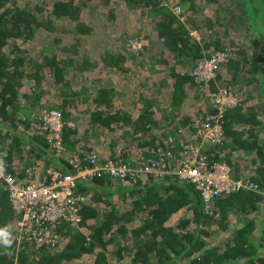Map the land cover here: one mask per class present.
Instances as JSON below:
<instances>
[{
	"label": "trees",
	"instance_id": "1",
	"mask_svg": "<svg viewBox=\"0 0 264 264\" xmlns=\"http://www.w3.org/2000/svg\"><path fill=\"white\" fill-rule=\"evenodd\" d=\"M118 1L151 18L156 39L135 52L124 50V39L115 49L84 48L86 41L96 40V30L106 33L108 22L115 20L111 11L99 12L98 4ZM166 2L0 0V161L19 183L41 180L50 168L73 172L72 156L83 168L90 154L137 168L148 158L157 159L158 147L178 152L200 143L198 130L217 114L208 93L220 82L238 102L224 107L223 140L205 146L204 153L208 161H224L238 175L242 165L231 162L234 157L222 149L241 150L250 158L247 171L251 167L242 177L255 183L258 192L240 190L204 205L191 184L172 174H145L129 187L108 176L94 177L78 182L77 192L86 197L79 226L61 228L53 248L17 244L15 216L0 183V230L12 237L10 246L0 244V264H264V228L255 233L264 222V40L254 38L250 24L264 12L262 0H179L189 12L185 22L199 28L200 40ZM202 3L214 16L203 14ZM242 18L247 45L234 35ZM57 32L63 37L49 39V33ZM35 42L44 44L33 47ZM221 49L229 51L221 66L227 73L217 74L207 89L199 86L193 68ZM78 75L99 76L104 84L90 93L84 86L74 89L72 79ZM253 87L256 98L248 95ZM44 109L61 115L60 155L49 147L46 134L34 129ZM169 136L171 144L166 143ZM240 215L248 220L232 226ZM229 225L234 230L226 238Z\"/></svg>",
	"mask_w": 264,
	"mask_h": 264
},
{
	"label": "built area",
	"instance_id": "2",
	"mask_svg": "<svg viewBox=\"0 0 264 264\" xmlns=\"http://www.w3.org/2000/svg\"><path fill=\"white\" fill-rule=\"evenodd\" d=\"M165 5L170 7L175 15L181 14L179 0H167ZM190 35L193 38L200 37L197 30L190 31ZM140 47L138 41L131 43L134 52ZM229 57V51L221 49L198 61L191 72L195 82L199 86L209 88ZM216 89L215 92L208 93V102L217 114L210 117L212 122L208 118L198 130L200 143L187 144L178 152L169 147H158L156 149L158 158H148L137 168L131 169L119 160H102L95 154L88 156L89 166L83 168L78 156H72L69 164L73 172L63 173L50 168L46 170V176L41 180L19 183L0 161V183L5 185L15 216L14 232L17 244L27 243L56 248L60 241L61 228L63 230L64 226L68 228L79 226L78 212L86 197L77 192L78 182L90 181L98 176H108L112 182L129 187L145 174H151L154 178L162 174H172L180 181L191 184L199 193L204 205L210 204L213 199L240 190L258 192L257 185L252 181L245 177L234 178L233 170L226 162H210L204 153L203 148L206 145H217L222 142L224 129L220 121L224 116L223 109L235 106L238 102V97L227 89L218 87ZM37 120L34 129L46 134L49 147L55 151V155H60L64 151L61 136L63 122L60 113L44 109L40 111ZM170 142L173 143L171 136L166 140L167 144H171Z\"/></svg>",
	"mask_w": 264,
	"mask_h": 264
},
{
	"label": "rangeland",
	"instance_id": "3",
	"mask_svg": "<svg viewBox=\"0 0 264 264\" xmlns=\"http://www.w3.org/2000/svg\"><path fill=\"white\" fill-rule=\"evenodd\" d=\"M51 1V0H48ZM231 1V3H233L234 0H228ZM241 0H238L237 4H240ZM258 4L260 2V0H257ZM120 1L117 2H111L110 4H108L107 6H102L101 3L98 4V7L96 9L99 10V12H108L111 11L112 13L115 14V20H113L111 23L108 22L107 27H106V33H104V30H96L97 32V36L94 37L96 40L95 41H86L84 43V48L88 47L92 48L93 46L99 48L98 50H102L104 48H110V49H115L117 46L121 45L123 42V39L125 40L124 42V50H130L131 52V43L134 41H138L141 44V47L139 50H141L143 44H150L148 43V39L150 41H154L156 39V34L154 32V30L152 29V21L151 18L149 17H142L136 14V12L131 11L130 9H128L126 6L122 5L121 3H119ZM97 3L96 1L92 2L91 4H95ZM204 3H202L203 5ZM236 4V5H237ZM181 6V14L179 15H175L176 17H178V19L183 22L185 24V29L189 30V31H193V30H197L195 28H192V26L190 25V23L185 22L187 16L189 15V12H184V8L182 6V4L180 3ZM208 5L202 8V12L204 15H208V16H212V11L209 10ZM170 11V7L168 8ZM235 14L240 17L241 14L236 13ZM137 17V18H136ZM103 19V17H101L99 20ZM243 18L241 19V21L239 22V24L237 25V31L234 32V35L237 39V41H241L243 44L247 45L249 44V37H247L244 34V25H242L243 22ZM254 24L252 25V22L250 23L252 28H253V32H254V38L257 39V41H261L263 42L264 40V12L261 10L260 15L255 17L254 20ZM241 23V24H240ZM57 35H59L60 37H63L62 34H48L49 39H52L53 37H58ZM127 36V37H126ZM131 36L133 37V41L128 40V37ZM199 38V37H198ZM197 37H195L194 39L196 40H200ZM253 38V39H254ZM51 40H46L44 41L45 43L50 42ZM149 41V42H150ZM44 42H35L32 43L33 47L37 46L38 44L42 47V44H44ZM253 44V43H252ZM36 47L39 49V47ZM36 50V49H35ZM97 50V51H98ZM138 50V51H139ZM36 51H33V53H35ZM221 72V69L219 71V73ZM218 73V74H219ZM263 80L261 81V85L262 86V91H264V75L262 76ZM73 80V85L72 88L76 89L77 87H82L84 86L85 89L88 90V92H93V90L97 87L98 84L102 85L104 84V82H102V78L99 76L94 75L93 78H85V77H81L78 75V77H75L72 79ZM99 80V81H98ZM216 88H222V85L220 82H217V84L215 83ZM255 88H258V86H256V84L254 85ZM254 87L251 88L250 93L248 94L249 96H253L256 98V96H258L256 94V91L254 90ZM118 90H121L122 87L119 86L117 87ZM207 101H205L203 103H206ZM192 110L194 111L196 109L195 107V103H192ZM205 105V104H203ZM182 110L185 112V109L182 108ZM124 137V140L129 141V137Z\"/></svg>",
	"mask_w": 264,
	"mask_h": 264
},
{
	"label": "crops",
	"instance_id": "4",
	"mask_svg": "<svg viewBox=\"0 0 264 264\" xmlns=\"http://www.w3.org/2000/svg\"><path fill=\"white\" fill-rule=\"evenodd\" d=\"M207 6V5H206ZM208 8V7H207ZM212 14H213V11H212ZM213 16H214V14H213ZM227 68L226 67H223L222 69H221V75H225V73H227ZM214 82H216V80L214 81ZM205 145V144H204ZM207 146V145H206ZM223 150V153H228V155H229V158H230V155H231V157H234L233 158V160H230L231 162H233L234 164H235V162H234V160L236 159L237 160V164H239V165H242L241 166V168L238 170V175L237 174H235V170H234V174L236 175V176H245V175H248L249 173H250V168H249V170L247 171V166H246V164H247V162L250 160V158L248 157V156H243V152L241 151V150H239V151H237V149H236V147H231V145H227V146H224V149H222ZM229 152H230V154H229ZM245 162V163H244ZM233 164V165H234ZM234 174H233V176H234ZM255 215V214H254ZM253 217V216H252ZM248 219H247V217H244V216H242V215H240V217H239V222H237V223H233L232 224V226L234 225V226H236V225H238L239 223H240V225L243 223V222H245V221H247ZM260 224H259V226L258 227H256V231H255V233H261V231H263V228H264V222H259ZM232 226H230L229 225V229H230V231L227 233V232H225V233H227L225 236H226V238H229V235H231V231H233L234 230V228L232 227Z\"/></svg>",
	"mask_w": 264,
	"mask_h": 264
},
{
	"label": "clouds",
	"instance_id": "5",
	"mask_svg": "<svg viewBox=\"0 0 264 264\" xmlns=\"http://www.w3.org/2000/svg\"><path fill=\"white\" fill-rule=\"evenodd\" d=\"M12 243V237L7 230H0V244L5 247L10 246Z\"/></svg>",
	"mask_w": 264,
	"mask_h": 264
},
{
	"label": "water",
	"instance_id": "6",
	"mask_svg": "<svg viewBox=\"0 0 264 264\" xmlns=\"http://www.w3.org/2000/svg\"><path fill=\"white\" fill-rule=\"evenodd\" d=\"M262 5H263V7H264V0H262Z\"/></svg>",
	"mask_w": 264,
	"mask_h": 264
}]
</instances>
